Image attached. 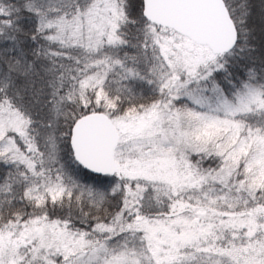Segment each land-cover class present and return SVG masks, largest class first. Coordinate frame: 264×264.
<instances>
[{
    "label": "snow or ice",
    "instance_id": "1",
    "mask_svg": "<svg viewBox=\"0 0 264 264\" xmlns=\"http://www.w3.org/2000/svg\"><path fill=\"white\" fill-rule=\"evenodd\" d=\"M0 264H264V0H0Z\"/></svg>",
    "mask_w": 264,
    "mask_h": 264
}]
</instances>
